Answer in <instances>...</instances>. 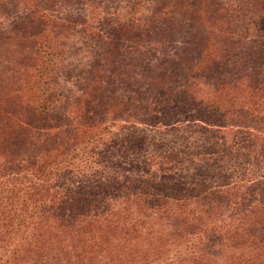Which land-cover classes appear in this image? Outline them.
I'll list each match as a JSON object with an SVG mask.
<instances>
[{
    "label": "trees",
    "instance_id": "16d2710c",
    "mask_svg": "<svg viewBox=\"0 0 264 264\" xmlns=\"http://www.w3.org/2000/svg\"><path fill=\"white\" fill-rule=\"evenodd\" d=\"M0 264H264V0H0Z\"/></svg>",
    "mask_w": 264,
    "mask_h": 264
},
{
    "label": "rangeland",
    "instance_id": "374dc122",
    "mask_svg": "<svg viewBox=\"0 0 264 264\" xmlns=\"http://www.w3.org/2000/svg\"><path fill=\"white\" fill-rule=\"evenodd\" d=\"M125 3V2H124ZM125 7V8H124ZM124 7L122 8V7H120V11L122 12V14H127V7L124 5ZM115 8V9H114ZM114 10H116V7H108V8H106V13L103 15V16H106L108 13H109V15H107V16H111V14L110 13H112ZM93 14H94V16L93 17H96V18H98L101 14H102V11H103V9L101 8H96V10L95 9H93Z\"/></svg>",
    "mask_w": 264,
    "mask_h": 264
}]
</instances>
